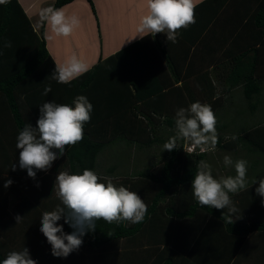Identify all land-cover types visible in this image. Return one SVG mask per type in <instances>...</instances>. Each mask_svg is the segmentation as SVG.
<instances>
[{"label": "crops", "instance_id": "0c3cea01", "mask_svg": "<svg viewBox=\"0 0 264 264\" xmlns=\"http://www.w3.org/2000/svg\"><path fill=\"white\" fill-rule=\"evenodd\" d=\"M91 1L93 9L86 0H73L61 7L67 15L75 14L80 19V24L67 37L56 36L45 22L43 35L45 48L54 67L70 56L76 55L86 62L90 69L133 42L141 41L140 48L147 56L150 65L148 67L145 64L138 74L141 76L142 72L145 73V69H149L151 73H148L150 76H147V79L156 85L154 87L162 88L163 93L151 96L144 113L138 112L139 103L134 104V107L129 104L131 111L127 115L124 116L117 108H111L110 115L113 116H109L108 122L100 119L94 122L91 120L93 117L98 118L104 115L111 105L119 106L122 103L119 100L102 102L99 96L98 101L93 105L90 121L84 125V132L95 130L97 135L93 137L87 134L88 138L105 144L95 156L93 171L99 177L110 178L114 184L124 185L130 191L137 192L147 205V212L151 213L143 221L135 236L114 240L98 250L80 247L66 258H57L51 255L50 245L45 246L39 242L37 245L35 242H28L29 240H25L23 245L27 246L31 258L36 259L38 264H183L181 251L184 249L191 251L194 259L211 260L216 252V248H211L214 243L211 241L215 238L218 226L204 213H197L195 218L176 216L177 213H181V201H183L182 208L184 203L186 207L188 203L193 202L191 194L189 197L183 196L182 199L180 195L178 200L173 202L167 196L159 198L154 210H151L159 188L149 179L152 175L160 177V166L164 164L166 157L157 158L152 154L158 147L156 145L162 143L156 139L155 143H149L146 134L138 132V127L141 126L146 128V131L155 133L170 132L172 129L169 128L168 123L171 119L174 121L176 110L181 107L187 108L196 101L210 105L219 124H221L220 117L225 120L224 117L232 113L234 107L231 102L232 97L236 96L237 100L249 103L251 111L257 108L254 100L261 92L247 99L243 93V82L232 87L231 79H245L242 75L247 74V70L251 68L256 69L257 73L264 69V26L257 22L258 15L264 14V0H198L194 9L195 23L189 25L187 29H180V36L175 43L167 41L163 33L143 38L135 37L140 18L148 11L147 0ZM17 2L29 19L34 32L39 33L41 10L52 6L55 0H17ZM141 50L137 49V51ZM72 81L58 82L59 90L64 95L63 101L59 103L71 104L72 100H69L71 96L68 94L76 92L77 89V86H72ZM262 84L263 92L264 81ZM71 90L73 92H70ZM40 94L45 96L44 93ZM135 107L138 109L135 110ZM135 116L139 118V125L137 118L132 123ZM36 119L35 117L28 123L35 126ZM140 120L143 122L142 125ZM117 125L120 127L119 132L132 131L133 138L121 136L119 133L107 140L105 136H108ZM93 126L96 128H90ZM221 127H224L221 130L224 131L225 126L221 124ZM219 128L220 126H216V131H219ZM155 137L158 136H153L152 139L154 140ZM105 140L109 142L105 143ZM222 140L217 136L216 145L214 147L209 145L208 152L218 153L220 151L218 141L222 144L226 143ZM118 143L123 148L128 146L135 151L151 150L149 152L151 158L148 161L142 156L134 159L127 158L128 156L124 154L123 164L127 165L129 172L132 173L131 178L126 177V171L118 173L120 171L118 166H113L105 173L99 171L106 160L104 154L107 156L108 153V150L102 153L103 149L114 144L116 146ZM183 144L185 147L190 142L185 141ZM70 146H65V153ZM81 153L72 154L75 156ZM69 157L64 155L56 159L46 172L51 174L55 171L57 175L62 171L72 173L68 165ZM219 158L212 155L205 157L213 176L217 179L227 177L224 169L220 167ZM137 159L141 161L137 162ZM57 164L61 166L58 172ZM109 172L112 173L108 177ZM73 173L80 172L76 168ZM255 187L256 185L252 187V183H249L245 190L230 194L239 214L254 215L255 212H264V204L255 194ZM8 197L9 195L3 202L5 207L9 201ZM128 224L134 225L129 222ZM194 229L198 232L204 230L207 234L203 239L206 243L203 248H192L188 244L190 243L188 236ZM237 264H249V262L241 260Z\"/></svg>", "mask_w": 264, "mask_h": 264}, {"label": "trees", "instance_id": "16d2710c", "mask_svg": "<svg viewBox=\"0 0 264 264\" xmlns=\"http://www.w3.org/2000/svg\"><path fill=\"white\" fill-rule=\"evenodd\" d=\"M72 1L55 0L52 7L61 8ZM86 1L93 9L92 1ZM257 22L264 26L263 13L258 15ZM44 26L45 22L40 20L39 33H35L17 0H7L5 4L0 5V52H2L0 54V177L1 175L8 176L0 178L3 179V181H0V260L5 258L10 250L22 248L25 240L49 246L46 238L39 231L40 216L43 211H52L59 204L55 187L57 173L54 169L51 174L46 172L47 169L36 170L34 179L28 177L26 170L19 168V150L16 148L18 132L23 129L26 123L38 117L39 105L50 100L59 103V101H63L64 97L55 79V67L45 48ZM6 40L11 43V47H4ZM140 42H133L104 61L98 62L86 73L72 81V86H77V89L76 92L68 94L71 96L69 100H73L77 95H85L92 105L98 101L99 96L102 98V102L105 100L122 101L119 106L111 105L104 115L98 118L93 117L92 121L96 122L100 119L108 122L109 116H113L110 115L111 108H117L125 116L131 111L128 107L129 104L133 106L139 103L140 110L138 107L134 109L144 113L151 96L156 93L158 95L163 93L162 88L154 87L156 85H153L147 79V76H150L148 73H151L149 69H145V73L142 72L141 76L138 74L145 64L148 67L150 65L147 56L140 48ZM137 49L141 51H137ZM246 73L242 75L245 79H231V86L234 87L243 82V93L248 99L262 90L264 69L257 73L256 69L251 68ZM45 88H49L50 91L46 96H43L40 93H44ZM61 91L63 92V90ZM70 92H73V90ZM135 119L139 125L137 116L134 117L132 123L136 121ZM140 122L142 125L143 122L141 120ZM168 126L175 130V122L172 119L169 121ZM90 128H96V126ZM119 129V125L116 128L113 127V130L105 138L109 140L116 134L119 135V133H121V136L133 138L132 131L119 132ZM258 129H255L256 132H259ZM138 132L146 134L149 143H155L156 139L160 140L163 145L169 138L160 139L155 137L153 140L152 137L156 136V133L146 131V128L141 126L138 127ZM170 133L173 132L170 131ZM87 134L95 137L97 132L95 130L85 131L83 139L71 145L65 153L67 157L70 156L68 165L72 173L75 172L76 168L79 172L84 169L94 170L95 156L105 145L104 142L89 139ZM254 138L256 142L264 141V135L260 133L255 134ZM182 141L177 142V149L166 152L165 162L160 166V177L150 176V182L159 188V193L151 210H154L159 198L167 196L173 202L178 200L180 195L181 199L183 196L189 197L190 194L192 195L191 181L197 172L198 162L204 160L206 153H200L198 149L188 153L183 150ZM107 142L109 141L105 140V143ZM220 142L218 141L217 145L221 149L230 146L228 142L225 144ZM232 148L229 147L228 149ZM77 152L82 153L74 156L73 154ZM14 165L15 168H13ZM60 168V164H57V172ZM9 179L12 183L5 187L4 183ZM15 181L24 183L23 193H20V188L17 183H14ZM37 181H39L38 184ZM10 194L17 196L19 200L11 208L13 214L11 219H4L3 213L6 207L3 202H5L6 196ZM182 202L181 213H177V217L195 218L197 213H204L218 228L215 238L211 241V243L214 242L211 248H216L215 256L211 260L207 258L194 259L190 253L191 251L184 249L181 251V263L237 264L244 260L248 261L249 264H264L263 211L255 212L254 215H248L249 213L243 215L242 213L239 214L238 211L236 218L226 219L222 217V213L225 211L227 215V210L201 206L194 197L193 202L188 203L186 207L184 203L182 208ZM150 213L149 211L145 214L142 222L132 226L127 221L119 224H109L103 220H98L97 228L93 233L85 235L80 247L88 250H98L114 240L129 239L137 234L143 221L147 219ZM18 216L19 218L16 220ZM58 223H63V220ZM64 231L70 233L72 229L64 225ZM206 236L204 230L198 232L197 229H194L188 236L190 241L188 244L192 248H203L206 246L205 240L203 241Z\"/></svg>", "mask_w": 264, "mask_h": 264}, {"label": "clouds", "instance_id": "9594fccd", "mask_svg": "<svg viewBox=\"0 0 264 264\" xmlns=\"http://www.w3.org/2000/svg\"><path fill=\"white\" fill-rule=\"evenodd\" d=\"M7 0H0L3 5ZM198 0H147V14L140 18L136 26V36H155L165 34L167 41L176 42L180 29H187L195 23L194 9ZM41 20L46 22L56 36L67 37L80 24L77 15H67L63 8L52 6L43 8ZM4 47H11L9 41ZM2 54V52H0ZM89 70V65L76 55L55 66V79L60 83H69ZM50 91L45 88L44 95ZM93 105L85 95H77L71 104L45 101L39 105L35 126L26 123L16 137L19 150L18 165L26 170L27 176L36 177V170H46L52 162L65 155V146L74 145L83 139L84 125L90 121ZM175 133L163 144V151L177 149V142H190L192 149L200 153L208 151L209 145L217 142L216 117L208 104L199 101L187 108L181 107L175 112ZM188 146V145H187ZM187 146L184 147L186 151ZM187 152V151H186ZM189 153V152H188ZM225 167L232 166L234 176L215 178L210 165L205 160L197 164V172L191 181L192 195L201 206L217 210L226 219L236 218L238 209L230 194L245 190L249 186L247 177L248 162L244 159L233 161L229 155L223 157ZM15 168V165L13 166ZM12 181L6 180L5 187ZM39 181H37V184ZM255 194L264 204V176L252 180ZM56 195L59 204L52 211H43L40 216L39 231L51 246V255L66 258L77 251L86 234L97 228V221L106 223L127 221L131 224L142 222L147 205L137 192L130 191L124 185H116L110 178L99 177L91 169L80 173L59 172L55 179ZM19 216L16 217L18 220ZM63 220V223H58ZM64 225L72 231L66 233ZM0 264H38L31 258L27 246L19 250H10Z\"/></svg>", "mask_w": 264, "mask_h": 264}, {"label": "rangeland", "instance_id": "374dc122", "mask_svg": "<svg viewBox=\"0 0 264 264\" xmlns=\"http://www.w3.org/2000/svg\"><path fill=\"white\" fill-rule=\"evenodd\" d=\"M51 71V70H50ZM263 85V84H261ZM263 89V88H262ZM260 95L256 96V99L254 100L257 104V108L253 111L250 110V104L247 102H244L242 100H237L236 96L232 97L231 102L233 103L234 107L232 109V113H229L226 115L225 120H223L222 117H220V123L225 126V130L221 131L224 129V127H221V124L216 123V126H220L219 131L217 132V136L219 138H222V142H228L229 147H233V149H220L218 153L216 152H208L206 153V156H218L219 158V163H221L220 167L224 169L226 172L227 176H234L235 175V170L232 166L225 167L223 163V157L225 155H229L233 161L238 160V159H244L248 162L247 166V175L249 179V183H252L253 179H259L260 176H264V141L261 142H256L255 141V134L258 135V133L264 135V91H260ZM252 103V101L250 102ZM231 112V111H230ZM253 126H256L253 128ZM253 128V129H251ZM256 128H259V132H256ZM255 130V131H254ZM173 133L166 132V131H160L156 132V135L159 138L166 139L168 137H171L172 134L175 133V131L172 130ZM241 137L239 138V136ZM183 143L185 141L183 140ZM124 145V144H123ZM126 145V143H125ZM184 145V144H183ZM158 146L155 148V151L153 150L152 154H154L157 158H161L166 155L167 150L163 151V145H156ZM184 150V147H182ZM108 150L107 156L104 154V158H106L104 164H102V168L99 170L101 173L107 172L109 169H111L113 166H118L119 167V172H125L126 177L131 178L132 173L129 172L127 165L123 164L125 156L127 155L131 158H139L143 157L149 160L151 158V155L149 152L151 150L145 149V150H134L131 147L121 146V144H117L115 146H109L107 148H104L102 153ZM185 151V150H184ZM140 153V154H137ZM162 155V156H161ZM204 157V160H205ZM103 161V158L101 159V162ZM141 159H137V162H140ZM218 163V164H219ZM215 170H217L215 168ZM223 172V171H222ZM112 172L108 173V177L111 175ZM117 174V173H115ZM114 175V174H113ZM112 175V176H113ZM7 177L4 175H1V177ZM0 177V178H1ZM2 177V178H3ZM7 179V178H6ZM0 181H3V179H0ZM17 183V186L20 188V193H23V182H14ZM5 184V183H4ZM9 201H7L6 209L4 210L3 213V218L4 219H11L12 217V212L11 208L17 203L19 198L15 195L10 194L9 195ZM60 203V202H59ZM2 205V203H1ZM8 210V212H6Z\"/></svg>", "mask_w": 264, "mask_h": 264}, {"label": "built area", "instance_id": "2783aa9c", "mask_svg": "<svg viewBox=\"0 0 264 264\" xmlns=\"http://www.w3.org/2000/svg\"><path fill=\"white\" fill-rule=\"evenodd\" d=\"M190 148H191V144H189V145L187 146L186 151L189 152V153H192V152L195 151V149H192L191 151H189ZM198 152H199V150H198Z\"/></svg>", "mask_w": 264, "mask_h": 264}]
</instances>
